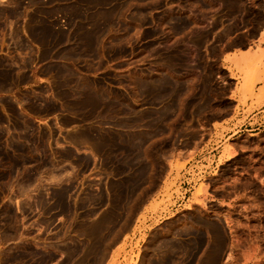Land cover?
Segmentation results:
<instances>
[{"label":"rangeland","instance_id":"1","mask_svg":"<svg viewBox=\"0 0 264 264\" xmlns=\"http://www.w3.org/2000/svg\"><path fill=\"white\" fill-rule=\"evenodd\" d=\"M263 55L264 0H0V264H264Z\"/></svg>","mask_w":264,"mask_h":264},{"label":"crops","instance_id":"2","mask_svg":"<svg viewBox=\"0 0 264 264\" xmlns=\"http://www.w3.org/2000/svg\"><path fill=\"white\" fill-rule=\"evenodd\" d=\"M144 235L145 229L143 226L135 223L127 236L123 237L121 242L110 250L105 264H134V260L131 259V254H135L134 249L136 246L140 247L143 245L144 241L141 239ZM231 252L235 256V260H233L232 255L228 253L230 255H226L224 263L228 264L233 261V264H242L245 253L247 252L243 250L242 247L234 248Z\"/></svg>","mask_w":264,"mask_h":264},{"label":"bare ground","instance_id":"3","mask_svg":"<svg viewBox=\"0 0 264 264\" xmlns=\"http://www.w3.org/2000/svg\"><path fill=\"white\" fill-rule=\"evenodd\" d=\"M263 58H264V55H263ZM255 59H257V56L255 55V56H250V55H246L245 57H242V62H241V64H243V63H246V62H244L245 60L247 61V60H249V61H254Z\"/></svg>","mask_w":264,"mask_h":264}]
</instances>
